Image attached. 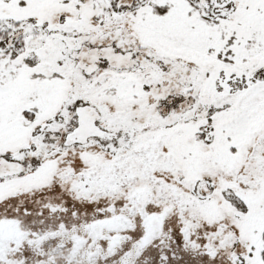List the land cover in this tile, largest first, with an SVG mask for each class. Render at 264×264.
<instances>
[{
	"label": "snow or ice",
	"instance_id": "1",
	"mask_svg": "<svg viewBox=\"0 0 264 264\" xmlns=\"http://www.w3.org/2000/svg\"><path fill=\"white\" fill-rule=\"evenodd\" d=\"M0 264H264V0H0Z\"/></svg>",
	"mask_w": 264,
	"mask_h": 264
}]
</instances>
